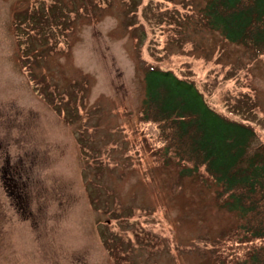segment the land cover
I'll list each match as a JSON object with an SVG mask.
<instances>
[{
	"label": "rangeland",
	"instance_id": "374dc122",
	"mask_svg": "<svg viewBox=\"0 0 264 264\" xmlns=\"http://www.w3.org/2000/svg\"><path fill=\"white\" fill-rule=\"evenodd\" d=\"M207 1L0 0V264H114L109 247L127 264H217L236 212L204 173L159 165L141 124L159 68L264 145V52L207 28ZM41 24L56 49L30 59Z\"/></svg>",
	"mask_w": 264,
	"mask_h": 264
},
{
	"label": "trees",
	"instance_id": "16d2710c",
	"mask_svg": "<svg viewBox=\"0 0 264 264\" xmlns=\"http://www.w3.org/2000/svg\"><path fill=\"white\" fill-rule=\"evenodd\" d=\"M53 10L52 22L62 14L61 8L51 6L48 20ZM201 14L205 26L223 41L264 52V0H208ZM44 27L29 28L34 36H43L25 50L31 52L30 59L56 49ZM19 46L22 49V43ZM144 85L141 124L155 161H174L185 166L187 175L204 173L218 188V199L236 212L235 229L217 245V264H264V145H255L254 128L216 112L193 82L172 71L148 69ZM120 252L109 247L114 264H127Z\"/></svg>",
	"mask_w": 264,
	"mask_h": 264
}]
</instances>
